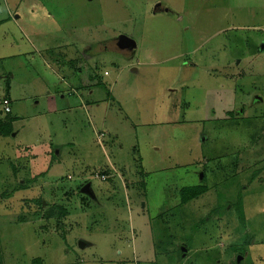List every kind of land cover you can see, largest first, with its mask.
Listing matches in <instances>:
<instances>
[{
	"label": "rangeland",
	"instance_id": "rangeland-1",
	"mask_svg": "<svg viewBox=\"0 0 264 264\" xmlns=\"http://www.w3.org/2000/svg\"><path fill=\"white\" fill-rule=\"evenodd\" d=\"M6 98L0 264H264V0H0Z\"/></svg>",
	"mask_w": 264,
	"mask_h": 264
},
{
	"label": "trees",
	"instance_id": "trees-1",
	"mask_svg": "<svg viewBox=\"0 0 264 264\" xmlns=\"http://www.w3.org/2000/svg\"><path fill=\"white\" fill-rule=\"evenodd\" d=\"M169 12V11H168ZM115 43V45H116V41H114ZM102 46H103V44H101ZM116 48H117V50L119 51V52H124V53H126L127 55H129L131 52H129V51H126V50H120L118 47H117V45H116ZM8 100V99H7ZM21 184H23V183H21ZM201 187V186H200ZM190 190V191H189ZM69 191H73V190H69ZM180 192L181 193H183L182 195H183V200H184V202H187V201H189V200H191L192 198H194V197H192V196H197V194L196 193H194L192 190H191V188H187V187H184V188H182V189H180ZM70 193V192H69ZM68 193V194H69ZM73 193H74V191H73ZM72 194V193H71ZM200 194V191H198V195ZM83 200L85 199V198H82ZM42 199H40V201H41ZM38 201H39V199H38ZM39 201V202H40ZM84 201H87V199H85ZM54 206L52 207L51 206V208H49L50 209V211H48L47 212V210L45 211V214H47L46 215V218L47 219H49V220H51L52 218H55V219H61L62 217H64V216H66L68 213H69V210H68V208L66 207V206H64V205H60V204H53ZM88 207V204L86 203L85 204V208H87ZM57 210H60V211H62V212H56ZM184 252H181V255L183 254Z\"/></svg>",
	"mask_w": 264,
	"mask_h": 264
},
{
	"label": "crops",
	"instance_id": "crops-1",
	"mask_svg": "<svg viewBox=\"0 0 264 264\" xmlns=\"http://www.w3.org/2000/svg\"><path fill=\"white\" fill-rule=\"evenodd\" d=\"M43 55V54H42ZM82 58H83V56H82ZM74 60V59H73ZM57 62H62V61H59V60H57L56 61V64H57ZM74 68V67H73ZM82 68H84V66L83 67H81V66H78V68L76 69V71H77V73L79 74H82L83 72H84V70L82 69ZM78 75V80L80 81V78H81V75ZM91 77V76H90ZM79 83H81L80 84V86H79V90L80 89H87V88H89L88 87V84H86V80L84 81V82H79ZM74 90H77V87L76 88H73V91ZM6 99H8L9 100V102H10V98H6ZM5 100V99H4ZM11 103H12V100H11V102H10V106H11ZM2 107H3V103H2ZM12 112V108H11V110L9 111V113H11ZM3 113H8V112H6V110H5V107L1 110V112H0V114H3ZM105 134L104 133H102L101 135H99V137L101 138V137H103ZM47 146H49V148H48V150H47V155L48 156H50L51 157V160H52V162H51V165L50 166H52L53 164H54V162H56L57 160H58V155L57 154H55V149L56 148H52V146H50V145H47ZM60 154V153H59ZM101 176L103 177V178H105V179H107L109 176H110V173L109 172H106V171H103L102 173H101ZM64 176H62V178H63ZM68 177H70V176H68ZM87 183V181H85L84 182V184H86ZM89 183V182H88ZM82 241V240H81ZM88 245V242H86V245H85V247Z\"/></svg>",
	"mask_w": 264,
	"mask_h": 264
},
{
	"label": "water",
	"instance_id": "water-1",
	"mask_svg": "<svg viewBox=\"0 0 264 264\" xmlns=\"http://www.w3.org/2000/svg\"><path fill=\"white\" fill-rule=\"evenodd\" d=\"M158 6H161V4H157V7ZM166 11H169V9H165ZM116 45L117 47L120 49V50H126V51H129L131 53H134L136 48H137V43L136 41L132 38V37H129L127 35H124V34H121L119 35L117 38H116ZM91 184L90 183H87L83 186L82 188V191L83 192H87L89 194H92V191H91ZM86 245V243H84L83 241L80 242V246L81 247H84ZM239 261V259H238Z\"/></svg>",
	"mask_w": 264,
	"mask_h": 264
},
{
	"label": "built area",
	"instance_id": "built-area-1",
	"mask_svg": "<svg viewBox=\"0 0 264 264\" xmlns=\"http://www.w3.org/2000/svg\"><path fill=\"white\" fill-rule=\"evenodd\" d=\"M4 107H5L6 112H9L11 110L9 100H7V99L4 100Z\"/></svg>",
	"mask_w": 264,
	"mask_h": 264
},
{
	"label": "flooded vegetation",
	"instance_id": "flooded-vegetation-1",
	"mask_svg": "<svg viewBox=\"0 0 264 264\" xmlns=\"http://www.w3.org/2000/svg\"><path fill=\"white\" fill-rule=\"evenodd\" d=\"M131 54V53H130Z\"/></svg>",
	"mask_w": 264,
	"mask_h": 264
}]
</instances>
